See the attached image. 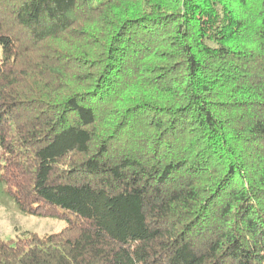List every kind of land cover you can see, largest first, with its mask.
I'll return each instance as SVG.
<instances>
[{"label": "trees", "instance_id": "obj_1", "mask_svg": "<svg viewBox=\"0 0 264 264\" xmlns=\"http://www.w3.org/2000/svg\"><path fill=\"white\" fill-rule=\"evenodd\" d=\"M0 196L59 232L0 264H264V0H0Z\"/></svg>", "mask_w": 264, "mask_h": 264}, {"label": "rangeland", "instance_id": "obj_2", "mask_svg": "<svg viewBox=\"0 0 264 264\" xmlns=\"http://www.w3.org/2000/svg\"><path fill=\"white\" fill-rule=\"evenodd\" d=\"M65 226L66 223L61 220L20 214L10 200L0 196V241L15 239L22 232H32L43 237L57 233Z\"/></svg>", "mask_w": 264, "mask_h": 264}]
</instances>
